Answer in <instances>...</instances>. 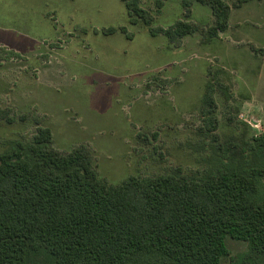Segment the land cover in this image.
I'll return each instance as SVG.
<instances>
[{"label":"rangeland","instance_id":"rangeland-1","mask_svg":"<svg viewBox=\"0 0 264 264\" xmlns=\"http://www.w3.org/2000/svg\"><path fill=\"white\" fill-rule=\"evenodd\" d=\"M223 1L228 28L210 38L216 19L197 2L158 9L139 0L148 27L132 24L121 0H0V154L48 127L57 151L86 148L112 185L195 172L210 153L202 151L205 86L217 81L230 94L215 93L218 137L264 135V3ZM178 22L196 32L176 41L158 33ZM225 242L222 263L240 264L248 243ZM28 264L48 260L38 254Z\"/></svg>","mask_w":264,"mask_h":264},{"label":"trees","instance_id":"trees-1","mask_svg":"<svg viewBox=\"0 0 264 264\" xmlns=\"http://www.w3.org/2000/svg\"><path fill=\"white\" fill-rule=\"evenodd\" d=\"M136 24L150 27L139 0H121ZM168 0H155L158 9ZM254 0H239V4ZM264 3V0H257ZM212 9L218 38L231 7L223 0H184ZM115 29L104 31L105 35ZM196 29L178 22L159 29L172 41ZM150 33L155 36L154 29ZM209 82L202 101L203 167L164 175L131 176L118 185L103 180L84 148L67 154L53 147L50 128L0 154V264H28L45 254L48 264H223L226 238L246 242L240 264H264V135H218L215 93Z\"/></svg>","mask_w":264,"mask_h":264}]
</instances>
